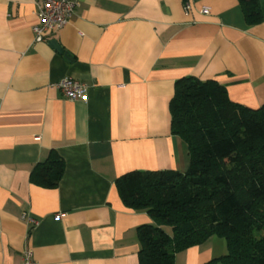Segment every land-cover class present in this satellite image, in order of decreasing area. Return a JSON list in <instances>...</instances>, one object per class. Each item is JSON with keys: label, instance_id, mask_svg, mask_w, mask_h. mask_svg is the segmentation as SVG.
I'll use <instances>...</instances> for the list:
<instances>
[{"label": "crops", "instance_id": "0c3cea01", "mask_svg": "<svg viewBox=\"0 0 264 264\" xmlns=\"http://www.w3.org/2000/svg\"><path fill=\"white\" fill-rule=\"evenodd\" d=\"M38 1L0 0V264H19L26 247L34 264H138L137 227L152 219L123 204L115 179L187 169V144L170 131L181 77L264 105V20L247 24L239 0H76L71 20L35 41ZM66 76L85 84L86 100L53 86ZM51 152L64 161L61 179L33 184ZM226 251L213 235L173 264Z\"/></svg>", "mask_w": 264, "mask_h": 264}, {"label": "trees", "instance_id": "16d2710c", "mask_svg": "<svg viewBox=\"0 0 264 264\" xmlns=\"http://www.w3.org/2000/svg\"><path fill=\"white\" fill-rule=\"evenodd\" d=\"M239 2L247 24L264 20L258 0ZM169 112L171 133L188 147L187 169L115 179L123 204L152 219L137 227L138 264H173L177 252L213 235L227 251L205 264H264V105L248 108L218 82L185 76L174 84ZM63 171L51 152L30 180L55 188Z\"/></svg>", "mask_w": 264, "mask_h": 264}, {"label": "built area", "instance_id": "2783aa9c", "mask_svg": "<svg viewBox=\"0 0 264 264\" xmlns=\"http://www.w3.org/2000/svg\"><path fill=\"white\" fill-rule=\"evenodd\" d=\"M36 3L38 23L32 27L35 41H45L49 34L57 32L66 25L75 13L76 0H40ZM190 7V2L186 1L185 12H188ZM201 12L208 13V8L203 7ZM53 86L69 100L87 99L85 84L72 77H63L53 83ZM19 264H34L31 248H24Z\"/></svg>", "mask_w": 264, "mask_h": 264}, {"label": "water", "instance_id": "95a60500", "mask_svg": "<svg viewBox=\"0 0 264 264\" xmlns=\"http://www.w3.org/2000/svg\"><path fill=\"white\" fill-rule=\"evenodd\" d=\"M48 43L53 47L55 48L59 53H62V48L61 46L57 43V41L55 39H50L48 41Z\"/></svg>", "mask_w": 264, "mask_h": 264}, {"label": "rangeland", "instance_id": "374dc122", "mask_svg": "<svg viewBox=\"0 0 264 264\" xmlns=\"http://www.w3.org/2000/svg\"><path fill=\"white\" fill-rule=\"evenodd\" d=\"M168 229V231H170V228H167Z\"/></svg>", "mask_w": 264, "mask_h": 264}]
</instances>
